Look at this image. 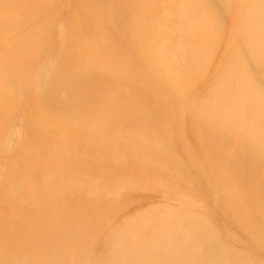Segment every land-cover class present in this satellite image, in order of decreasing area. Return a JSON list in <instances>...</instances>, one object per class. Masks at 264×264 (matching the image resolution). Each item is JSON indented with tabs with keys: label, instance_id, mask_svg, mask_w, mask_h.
<instances>
[{
	"label": "bare ground",
	"instance_id": "obj_1",
	"mask_svg": "<svg viewBox=\"0 0 264 264\" xmlns=\"http://www.w3.org/2000/svg\"><path fill=\"white\" fill-rule=\"evenodd\" d=\"M0 264H264V0H0Z\"/></svg>",
	"mask_w": 264,
	"mask_h": 264
}]
</instances>
